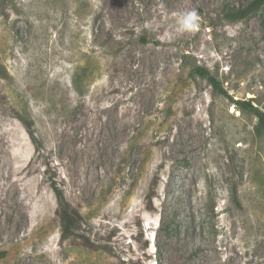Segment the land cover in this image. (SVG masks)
<instances>
[{
	"label": "rangeland",
	"instance_id": "374dc122",
	"mask_svg": "<svg viewBox=\"0 0 264 264\" xmlns=\"http://www.w3.org/2000/svg\"><path fill=\"white\" fill-rule=\"evenodd\" d=\"M256 1L0 0V264H264Z\"/></svg>",
	"mask_w": 264,
	"mask_h": 264
},
{
	"label": "trees",
	"instance_id": "16d2710c",
	"mask_svg": "<svg viewBox=\"0 0 264 264\" xmlns=\"http://www.w3.org/2000/svg\"><path fill=\"white\" fill-rule=\"evenodd\" d=\"M262 2L261 1H256L253 4V6H258ZM192 74L194 76H198L200 78L206 79L210 83V85L212 86V88H213V90L215 92H217L219 94H222L224 96H228V93L221 86L220 82H218L217 79L211 75V73L209 72V70L207 68L201 67V66H196L192 70ZM235 104L241 110L247 111V112L253 114L257 118L258 125L256 127V132H257L258 135H262L264 133V111H262L256 105H254L252 103V101H250V100H246V101H236Z\"/></svg>",
	"mask_w": 264,
	"mask_h": 264
},
{
	"label": "bare ground",
	"instance_id": "6f19581e",
	"mask_svg": "<svg viewBox=\"0 0 264 264\" xmlns=\"http://www.w3.org/2000/svg\"><path fill=\"white\" fill-rule=\"evenodd\" d=\"M79 142H80V140L79 139H74L73 140V143H74V145H79ZM46 205V204H45ZM44 207V206H43ZM45 208V207H44Z\"/></svg>",
	"mask_w": 264,
	"mask_h": 264
}]
</instances>
